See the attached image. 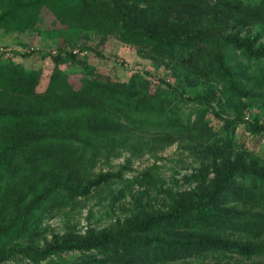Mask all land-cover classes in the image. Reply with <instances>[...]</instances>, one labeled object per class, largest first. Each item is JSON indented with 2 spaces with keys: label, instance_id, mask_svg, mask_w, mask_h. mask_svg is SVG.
Here are the masks:
<instances>
[{
  "label": "trees",
  "instance_id": "16d2710c",
  "mask_svg": "<svg viewBox=\"0 0 264 264\" xmlns=\"http://www.w3.org/2000/svg\"><path fill=\"white\" fill-rule=\"evenodd\" d=\"M255 28L264 30V0H0V32L57 41L43 92L36 91L40 71L0 58V264H205L208 255L264 256V164L236 142L234 122L214 129L199 108L191 120L169 84L138 73L117 81L66 50L83 43L87 52L89 40L114 36L148 50L174 74L221 86L240 101L264 85V45L249 35ZM191 100L209 105L199 95ZM248 129L256 135L264 124ZM177 142L211 161L189 177L194 187L172 192L144 173L136 193L119 192L136 200L123 222L46 240V215L121 179L127 168L90 179L98 160L141 157ZM152 191L168 200L165 210L147 211L143 200L150 202Z\"/></svg>",
  "mask_w": 264,
  "mask_h": 264
},
{
  "label": "rangeland",
  "instance_id": "374dc122",
  "mask_svg": "<svg viewBox=\"0 0 264 264\" xmlns=\"http://www.w3.org/2000/svg\"><path fill=\"white\" fill-rule=\"evenodd\" d=\"M243 1L250 3L256 0ZM249 35L252 38L260 36L259 43L264 45L263 29L255 28ZM87 44L91 50L89 49L87 55L79 58L94 64L117 81L125 82L134 73L144 75L154 83L160 82L163 87L168 88L167 84H169L174 88L180 100L178 104L181 112L186 116L192 114L191 120L195 119V111L199 108L207 109L204 118L214 129H219L233 121L234 124L229 130H233L236 142L248 151L254 152L264 164V131L256 135L248 131L249 124H264V85L255 87V95H247L237 101L233 97L224 96L221 86H212L205 80L189 77L186 72L177 71L174 74L172 68L153 58L148 50L126 45L114 36L93 38ZM0 47L15 56L14 62L21 63L26 69L40 71L41 76L36 91L43 92L46 89L54 67L52 57L57 54V41L38 32L21 34L0 32ZM60 68L67 72L81 70L80 66L61 65ZM196 95L202 97L209 105L202 106L191 100ZM230 102L235 105L231 106ZM209 164H211L210 160L202 163L182 149L178 142L141 157L121 153L116 158L100 159L90 170V179H94L98 174L118 173L122 166H126L122 178L102 185L93 190L89 196L78 198L60 210L46 215L42 221V228L46 231L45 238L50 241L53 236L62 235L68 230L76 234H84L89 229L106 230L118 221L123 222L135 208L136 200L129 193H126L125 198H121L119 192L124 188H130L132 193H136L139 189L136 183L141 181L144 173L161 180L164 188H170L172 192H181L194 187L197 182L190 181L189 177L199 168ZM209 177L211 178L212 174ZM149 196H151L150 202H147L146 198L143 200L149 205L147 211L165 210L168 200L163 203L164 195H156V192L152 191ZM40 243L43 244L42 241ZM202 261L205 264L217 262L264 264V256L247 258L228 253L225 257L208 255Z\"/></svg>",
  "mask_w": 264,
  "mask_h": 264
},
{
  "label": "built area",
  "instance_id": "2783aa9c",
  "mask_svg": "<svg viewBox=\"0 0 264 264\" xmlns=\"http://www.w3.org/2000/svg\"><path fill=\"white\" fill-rule=\"evenodd\" d=\"M67 50L69 52H71L73 55L78 56V57H83L85 55H87L86 51H82L79 48H67ZM0 58L2 59H11L13 61L16 60L15 56H13L12 54H10L6 49H4L3 47H0Z\"/></svg>",
  "mask_w": 264,
  "mask_h": 264
}]
</instances>
